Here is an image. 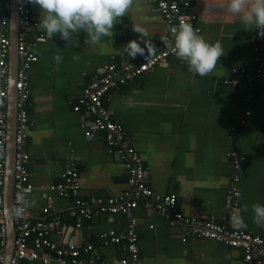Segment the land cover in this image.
Returning a JSON list of instances; mask_svg holds the SVG:
<instances>
[{
    "label": "crops",
    "instance_id": "1",
    "mask_svg": "<svg viewBox=\"0 0 264 264\" xmlns=\"http://www.w3.org/2000/svg\"><path fill=\"white\" fill-rule=\"evenodd\" d=\"M220 3L191 0L190 5L197 14L196 31L209 42L219 41L225 53L212 73H192L183 60L172 55L151 70L113 86L103 101L146 167V183L153 192L174 196L176 210L185 216L232 227L226 189L238 172L235 212L247 224L240 230L262 234L264 227L253 222L251 209L256 203L264 205V81L247 74L259 67L264 70V36L215 7ZM40 15L39 5L31 3L36 24L27 31V38L35 42L37 59L28 72L30 123L24 148L33 188L27 216L49 219L51 213H59L68 223L72 198L48 187L62 180L68 163H75L79 195L84 198L118 195L128 187V172L107 151L103 132L86 136L81 124L90 116L74 111L72 104L104 65L119 67L124 60L140 58V54L131 58L123 51L129 40H137L142 47H156L166 25L154 0H134L129 13L114 25L112 36L90 45L84 32L71 41H64L59 34L39 39L44 35L39 30ZM134 26L145 29L148 38L134 31ZM55 55L62 57L59 64ZM233 75L243 83H223ZM4 105L6 113L7 98ZM231 154L243 157L238 171L233 168ZM45 207L50 213L43 212ZM129 217L135 219L139 236V264H244L239 247L193 235L183 240L182 227L144 198L131 213L80 218L74 239L79 246L93 241L96 256L114 261L122 254L120 246H100L95 238L103 231L124 229ZM22 264L43 263L32 260ZM48 264L57 263L50 260Z\"/></svg>",
    "mask_w": 264,
    "mask_h": 264
},
{
    "label": "built area",
    "instance_id": "2",
    "mask_svg": "<svg viewBox=\"0 0 264 264\" xmlns=\"http://www.w3.org/2000/svg\"><path fill=\"white\" fill-rule=\"evenodd\" d=\"M155 9L162 15L166 25L165 36L170 37L168 31L170 26L176 25L181 19L194 24L197 14L190 9L191 0H154ZM0 264L3 262L4 248L6 244V220L4 209V177H5V149L7 144V121L5 113V100L7 98L8 69H9V12L10 0H0ZM15 10L18 15V32L16 51L18 67L16 72L15 88L16 98V134L15 154L13 161V200L16 205L15 195L18 192L33 188L30 172L27 168L29 155L24 148L26 131L30 123L27 112L30 82L28 72L37 57L33 51L34 41L27 38V31L36 24L31 16V3L28 0H17ZM196 30V28H195ZM144 44L145 54L140 55L137 60H124L117 67L114 63L106 64L100 69L97 77L93 78L72 104L74 111H82L90 116L84 120L81 126L86 136H91L98 131L104 132V141L107 151L128 171V189L124 192L108 196H90L84 198L79 195L80 181L75 163L67 164L62 180L50 184L48 187L55 190L60 196H70L73 200L70 214L77 216L75 222L65 223L61 220V214L51 213L49 219L27 216L28 207L22 217L13 216L15 236L13 249L9 258V264H22L23 261L40 260L48 264L53 260L57 264H114V262L101 263L95 258L86 261L80 258L79 245L74 239V232L81 226L80 218L90 219L98 213H130L136 206L133 197L139 195H151L150 200L155 209L165 215L169 221L177 222L183 229V240L193 235L199 238H209L221 241L232 247L242 250L244 264H260L264 258V233L251 234L247 231L227 227L211 219H195L183 215L176 210L175 197L170 194H159L151 190L146 184V168L137 154L125 138L121 123L115 121L109 109L104 104V97L110 88L117 84H123L129 79L137 77L158 64L166 62L172 54L164 45L163 38L156 47ZM154 49V52L152 51ZM236 70H234L235 72ZM247 76L264 81V70L260 67L252 75ZM223 83L240 85L241 78L233 75L223 79ZM248 113V112H246ZM234 129V127H231ZM233 168L238 171L242 156L231 154ZM238 172L231 177L229 187L226 189L227 201L230 213L237 209V198L239 191L235 185L238 181ZM44 213H50L47 207ZM51 234L54 235L51 238ZM100 244L108 246L111 244H122V254L116 259V264H138V237L135 230V219L129 217L127 228L122 231H103L98 234ZM92 244H88L84 251L92 250ZM94 251V250H93Z\"/></svg>",
    "mask_w": 264,
    "mask_h": 264
},
{
    "label": "clouds",
    "instance_id": "3",
    "mask_svg": "<svg viewBox=\"0 0 264 264\" xmlns=\"http://www.w3.org/2000/svg\"><path fill=\"white\" fill-rule=\"evenodd\" d=\"M28 2L39 5L41 9L38 25L44 35L39 39H51L59 34L64 41H71L74 35L84 32L87 36L86 43L90 45H96L102 38L111 37L118 19L128 14L134 5V0H28ZM215 7L238 19L246 28L259 29L260 35L264 36V0H221ZM134 31L143 38H148L145 29L134 26ZM168 31L170 37H163L164 45L177 58L183 60L192 73L200 76L209 75L214 71L220 57L225 54L219 41L209 42L184 19L170 26ZM123 51L131 58H135L137 54H145V47L133 39L123 47ZM152 51L154 52V49ZM53 58L58 64L62 61L60 55ZM27 194V189L16 193V205L11 207L6 205L3 209L4 215L22 217L28 205ZM251 210L253 222L259 227H264V205L253 204ZM230 222L235 229L247 227L239 212L231 214Z\"/></svg>",
    "mask_w": 264,
    "mask_h": 264
},
{
    "label": "water",
    "instance_id": "4",
    "mask_svg": "<svg viewBox=\"0 0 264 264\" xmlns=\"http://www.w3.org/2000/svg\"><path fill=\"white\" fill-rule=\"evenodd\" d=\"M17 0H10L9 12V69H8V86H7V144L5 149V177H4V207L12 205L13 200V161L15 154V134H16V98L15 88L16 72L18 67V57L16 51L17 32H18V15L15 10ZM6 220V244L4 248V257L2 264H9V258L13 249V240L15 229L13 216H5Z\"/></svg>",
    "mask_w": 264,
    "mask_h": 264
},
{
    "label": "trees",
    "instance_id": "5",
    "mask_svg": "<svg viewBox=\"0 0 264 264\" xmlns=\"http://www.w3.org/2000/svg\"><path fill=\"white\" fill-rule=\"evenodd\" d=\"M103 132V131H102ZM103 135H104V132H103ZM130 144V143H129ZM106 146V145H105ZM146 168V167H145ZM128 172V171H127ZM128 177V176H127ZM147 184V183H146ZM127 189H128V187H127ZM125 191V190H124ZM123 191V192H124ZM150 197H151V195H148V196H144V195H139V196H137V197H133L134 199H135V201H136V206L138 205V200L140 199V198H144V199H146V200H150ZM135 206V207H136ZM134 207V208H135ZM133 208V209H134ZM155 208V207H154ZM132 209V210H133ZM132 210L130 211V213L132 212ZM116 213H119V212H116ZM98 214H100V213H98ZM107 214H111V213H107ZM112 214H115V213H112ZM124 214V213H123ZM67 215H68V217H69V220H68V223L69 222H75V220H76V218H77V216H73V215H71L70 214V211H69V213H67ZM63 221H66V220H64L63 219ZM127 224H128V222H127ZM127 224H126V226H125V228L124 229H122V230H125L126 228H127ZM122 230H120V231H122ZM135 230H136V227H135ZM118 232V231H117ZM136 233H137V237H138V258H139V260H140V245H139V236H138V232H137V230H136ZM96 239H98V235L96 236V238H95V241H96ZM92 242L93 241H91V242H88V243H84V244H82V245H80L79 246V249H80V258H82L83 260H90V258H95V259H97V261H99V262H101V263H104V262H116V260H114V261H108V260H105V259H102L100 256H96V253L93 251V250H95L94 249V246H92L93 247V249L91 250H87V251H84V248L88 245V244H92ZM93 245V244H92ZM111 245H115V246H120V249H121V252H122V244L121 243H117V244H111ZM100 246H104V245H100ZM139 260H138V264H139ZM24 262V261H23Z\"/></svg>",
    "mask_w": 264,
    "mask_h": 264
}]
</instances>
